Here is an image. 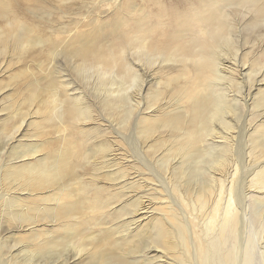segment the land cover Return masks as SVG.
Here are the masks:
<instances>
[{
  "label": "bare ground",
  "instance_id": "1",
  "mask_svg": "<svg viewBox=\"0 0 264 264\" xmlns=\"http://www.w3.org/2000/svg\"><path fill=\"white\" fill-rule=\"evenodd\" d=\"M14 2L0 0V17L14 14ZM116 8L118 15L127 8L130 16L122 22L131 23L133 32L119 54L91 39L104 26L94 20L91 30L62 41L80 43L81 75L98 76L114 110L129 107L121 129L113 128L130 144L121 130L134 117L133 133L160 166L156 181L132 173L130 156L147 168L153 163L123 151L110 128L81 127L93 116L81 96L66 88V98L55 99L48 119L58 123L62 146L43 152L42 144H32L3 165L0 264L4 249L15 247L23 252L22 258L16 255L19 264H253L257 255L245 216L250 211V219L264 223V164L257 169L264 161V121L255 117L240 131L252 130L247 154L257 166L249 174L247 145L237 148L234 134L241 102L247 104L264 80V73L259 80L261 71L252 69L250 79L241 61L260 57L264 33L257 28L264 25V0H187L179 6L120 0ZM250 15L254 22L247 21ZM13 19L10 27L19 21ZM249 27L252 39L244 35ZM29 31L21 26L14 37L23 41ZM7 40L0 30V42ZM111 61L107 74L102 67ZM150 70L163 74L147 97L145 109L152 114L136 102L152 79ZM240 70L241 80L234 74ZM258 100L264 101V90L253 102ZM24 122L9 134L10 142Z\"/></svg>",
  "mask_w": 264,
  "mask_h": 264
},
{
  "label": "rangeland",
  "instance_id": "2",
  "mask_svg": "<svg viewBox=\"0 0 264 264\" xmlns=\"http://www.w3.org/2000/svg\"><path fill=\"white\" fill-rule=\"evenodd\" d=\"M127 1L131 4L133 2V0H125V2ZM184 1L187 0H164L168 5L178 4V6L183 4ZM119 2L120 0L116 2L115 0H105L101 4H95L94 0H15L12 6L14 14L7 17H0V30H2L6 36L8 35L7 42H0V193L2 191L6 192V187L2 181L3 165L11 161L15 151L28 149L32 144H42L44 149L43 152H48L49 150L62 146L63 140L60 139V132H58L56 128L59 126L58 123H54V121L52 122L48 119L49 116L52 115L55 99L66 98L68 92L66 88L72 87L74 90L73 92L71 91L72 94L75 93V96H81L84 105L89 107L93 116L91 120L81 124V127H84L83 125H86L87 128L97 127L101 124L102 126L100 125V127H102V130H108L110 128L109 130L112 135L117 137V133L113 127L120 126L121 123H119V120L125 117V112L129 107L121 105L120 108L118 107V109L114 110L117 106L113 105L112 101L108 102L110 98L105 88L103 89L98 84L100 83L98 76L95 75L85 78L81 75L79 64L83 61L76 55L80 43L76 40L72 43L67 41L65 44L62 40L73 33L91 30L94 20V22H98L99 25L102 24L104 26L100 29V32L91 39L95 41L97 46H103L106 52L109 53L114 50V52L119 54L121 46L130 42L133 38L132 26L130 27L131 23L122 22V19L124 20L125 17L127 18L130 16L126 13L128 11L127 8L119 15L115 12ZM135 2L141 5L143 0H134V3ZM12 17H17L19 21L17 25L10 27L9 25L10 21L13 19ZM247 18V21H250L252 15ZM127 20L130 19L128 18ZM245 21L246 19L241 20L243 26H245ZM254 21L255 19H252L250 22ZM19 26L32 30V32L29 31L28 34H26L27 39H24V37L21 38L23 41H17V38L15 39L14 37L17 34V30L20 28ZM251 28L252 27H249L248 31L247 29L246 31L244 30V35L250 33L252 39L253 32L251 30L254 29ZM257 29L264 33V25ZM28 38H31V43H29L30 41ZM27 43L30 45H27ZM262 46L263 47L260 48L258 53L260 56L259 58L251 54L247 59L241 60L242 63L246 64L243 73L248 72L247 75L250 79L253 77H251L252 74L249 75V70L251 69L250 73L261 71L258 77L259 80L263 77L264 42ZM247 48H251V46ZM247 50L249 49L245 51ZM95 62L96 61H94V63ZM98 65L100 64L96 63V66ZM112 65L113 61L107 62L104 67H102L104 72L107 74L110 73L112 71ZM150 72L151 81L147 85L145 84L146 87L143 88L142 95H139L137 91L138 98L136 99V102L139 101L141 103L140 111L148 114L152 113L145 109L147 106V97L149 93H154V91H156L158 81L163 80L162 73L156 70H153V72L150 70ZM240 72L242 71H234V74L237 75V79L239 80H241ZM247 75L246 79L248 78ZM68 81H70L69 86ZM260 90H264L263 79L254 86L251 92L252 98L248 99L247 104L241 102V107L243 108L242 119L236 122L240 128L237 129L239 133L234 134L236 137L234 145H238L237 148L239 149L247 145L245 155L247 151H249L248 145L250 142H248V139L252 130H248V132L244 130V136L243 133H240L241 129L249 128L250 123L255 120V117L261 119V121L258 120V123L264 121V117H258L256 114L260 111L264 112V101L261 100V102H259L258 100V105H256V102H253L254 97L257 96ZM135 91V89L129 90V94H134ZM46 117H48L47 120H45ZM24 118L25 122L21 130L17 132L15 139L10 142V140H8L10 137L9 134L22 123ZM133 122L134 117L131 118L129 125H126V128L121 130L122 133L129 138L130 144L119 138V136L117 140L119 144H121L122 147L120 148L123 149V151H128L130 155L136 153L139 157L146 158L149 162L150 160L152 161L153 164L148 165V169L143 165L142 160L131 156L129 157L132 162L130 167L132 173L136 174L135 172L138 170L145 173L144 177H150V180H154V172L159 169L160 166L156 162V158L152 159L153 155H151L149 151H146L147 148H142L144 146L142 144V138L140 135L137 136V134L135 135L133 133ZM110 125L112 127H110ZM119 128L121 129V126ZM6 142L8 143L7 146ZM30 158L28 157V159ZM250 158L251 155L247 154L244 163L248 167V174L252 172V170H255L257 166V164L254 166L251 164L254 162V159L251 158L252 160H250ZM259 164L262 166L264 161L258 162L257 169H259ZM252 174L253 175L250 176L248 175L249 178L254 176V173ZM150 182L153 183L152 181ZM151 185L156 187L157 184L154 182V184ZM133 189L139 191V188L136 186ZM158 193L159 192H154V195ZM1 199L2 198H0V217L3 219L1 210H3L4 206L2 205L3 200ZM158 205L159 203L156 202L154 206ZM250 217L252 216L249 211L245 216V220L247 222V232L254 242L253 248L256 249L254 250V254L257 256L255 257L254 263L262 264V262L264 263V223L256 222L250 219ZM248 224L250 226H248ZM20 241V244L27 243L25 240L20 239ZM12 244H14V242H12ZM18 246L21 247V245ZM18 249V247L11 250L4 249L3 256L5 257V264L9 262V264H19L18 258L23 257V252L21 248L20 250ZM3 256L2 258H4ZM10 259L11 261H9Z\"/></svg>",
  "mask_w": 264,
  "mask_h": 264
}]
</instances>
